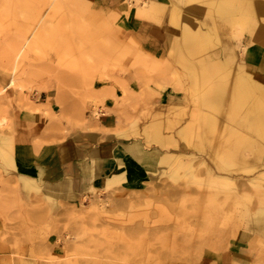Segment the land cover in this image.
<instances>
[{"label": "rangeland", "instance_id": "obj_1", "mask_svg": "<svg viewBox=\"0 0 264 264\" xmlns=\"http://www.w3.org/2000/svg\"><path fill=\"white\" fill-rule=\"evenodd\" d=\"M44 1L0 0V263L203 264L233 253L245 232V254L232 264H264V71L251 73L241 47L231 62L221 54L224 38L237 42L255 16L264 20V0H249L255 16L248 1L235 0L249 13L238 27L219 21L214 0H169L153 17L139 15L148 0ZM233 76L246 102L227 99ZM131 85L140 89L127 119L132 133L142 125L144 135L159 127L167 137L159 170L141 191L109 181L64 202L70 215L56 226V254L43 211L15 191V120L36 110L68 123L65 134L101 115L98 93ZM167 86L178 102L147 96ZM49 99L54 111L36 107ZM24 211L39 214L28 220ZM19 222L35 226L14 229Z\"/></svg>", "mask_w": 264, "mask_h": 264}, {"label": "crops", "instance_id": "obj_2", "mask_svg": "<svg viewBox=\"0 0 264 264\" xmlns=\"http://www.w3.org/2000/svg\"><path fill=\"white\" fill-rule=\"evenodd\" d=\"M245 1H248L249 9L255 16L252 3L249 0ZM148 2L162 8L163 5H168L169 0ZM150 9V5L148 8H142L139 15L152 17L158 13L149 12ZM255 18L256 24L253 25L252 31L245 30L237 42L234 38L226 40L224 38L221 49L226 61L231 62L237 59V48L241 47L239 53L242 54V60L251 73L264 71V20L263 17ZM143 27L144 24L141 22L138 30H144ZM227 28L223 32L224 37L229 34ZM146 91L149 94L147 96H154L153 102L157 105L174 104L179 100L171 86L162 89L151 88L152 94L149 90ZM139 92L140 89L132 85L127 88L108 87L102 93H98L103 109L100 111L101 115L94 116L93 113L86 115L83 123H74L71 130L65 134L61 130L63 126L67 128L68 123L57 119L49 120L52 118L51 115L46 117L36 110L19 112L14 127L12 170L16 181L15 191L27 206H37L43 211L44 234L47 235V242L56 246L53 249L56 254L63 250V246L58 245L59 235L56 226H59V218L65 220L70 215L63 210L65 203H77L81 196L104 189L109 181H113V187L123 192L141 191L144 186L147 187L149 181L151 182L152 175L159 170L163 158L160 147H164L167 138L164 137V132L157 127L144 135L141 125L139 133L133 134L127 121L132 115L133 100L137 98L136 93ZM122 97L125 99L122 100ZM56 105L53 99H49L37 103L36 107L44 109L43 111L45 109L54 111ZM148 141L155 144L148 145ZM34 184L38 187H34ZM22 214L24 215L22 218L31 220L39 213L24 211ZM31 226L35 224L19 222L13 228L25 230ZM6 227L0 217V233ZM249 240V235L242 232L234 241L233 253L237 251V256L229 250L218 253L215 259L209 257L208 262L203 264H232L234 261L242 260L240 256L245 254L244 250L247 249L244 244ZM26 246V250L32 249L30 244ZM4 250L5 246L0 242V256Z\"/></svg>", "mask_w": 264, "mask_h": 264}, {"label": "bare ground", "instance_id": "obj_3", "mask_svg": "<svg viewBox=\"0 0 264 264\" xmlns=\"http://www.w3.org/2000/svg\"><path fill=\"white\" fill-rule=\"evenodd\" d=\"M44 1V0H43ZM47 1V0H45ZM44 1V2H45ZM146 2V1H145ZM193 0H187V3H192ZM215 2V5L218 9V12L220 13V17H219V21H221V23H226V22H230V23H236L237 24V27L238 25L242 26L241 24V21L244 20L246 22V20L248 21L249 19L248 16H249V13L246 9L243 8V4L242 3H237L235 0H214ZM147 4L144 5V8H148V5L151 6V9L149 10V12H154L157 13L159 11V8H157L155 6L154 3H148L146 2ZM48 4V3H47ZM239 4V5H238ZM50 6V5H49ZM54 7V6H53ZM175 10H174V13H173V17L174 14H175ZM146 15V14H145ZM147 17V15H146ZM153 17V15H152ZM242 21V23L244 22ZM244 22V23H245ZM251 25V28L250 30L252 31L253 29V25H255V23L253 22L252 24H249ZM236 26V25H235ZM241 28V27H240ZM18 56V55H17ZM225 69H227L225 67ZM212 71V70H211ZM242 75V74H241ZM244 76V74H243ZM226 84H224V89L226 92H227V99L228 100H236L237 102H246L248 99H247V96L244 94V92L241 91L240 88H238V86H241L240 84L237 83L236 79L232 78V80H229V82H226ZM260 102V101H259ZM257 105V104H256ZM255 106V105H254ZM260 110V109H259ZM262 123V121H261ZM216 130V129H215ZM214 130V133H216V131ZM213 133V132H212ZM264 133V132H263ZM214 135V134H213ZM5 139V138H4ZM260 145V144H259ZM262 145V144H261ZM216 146V145H215ZM221 146V145H220ZM249 147V146H248ZM260 147V146H259ZM261 148V147H260ZM259 148V149H260ZM263 148V147H262ZM182 165L185 163L183 162V160L180 162ZM216 164V163H215ZM220 165V164H219ZM221 166V165H220ZM222 167V166H221ZM211 168V167H210ZM194 170V169H193ZM225 170V169H224ZM213 171V170H212ZM222 171V170H220ZM208 173L211 174V170H208ZM215 174V173H214ZM213 174V175H214ZM217 175V174H216ZM219 176V175H218ZM228 177V176H227ZM260 180H256L255 183H260L259 182ZM220 183V182H219ZM37 186V185H36ZM35 187V186H34Z\"/></svg>", "mask_w": 264, "mask_h": 264}]
</instances>
